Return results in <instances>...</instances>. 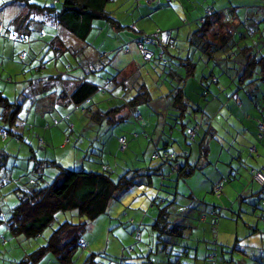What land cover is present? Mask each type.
Wrapping results in <instances>:
<instances>
[{
  "label": "rangeland",
  "instance_id": "rangeland-1",
  "mask_svg": "<svg viewBox=\"0 0 264 264\" xmlns=\"http://www.w3.org/2000/svg\"><path fill=\"white\" fill-rule=\"evenodd\" d=\"M11 1L12 3H4L2 8H0V13L4 12L7 17L14 13L21 15L25 12H30L29 16L32 17L40 15V12L36 8L32 9V6L27 5L25 0ZM181 1L183 5L180 4ZM1 2L2 0H0ZM60 5L61 1H58L56 7H60ZM208 6H213L218 12H221L219 13L222 15L220 21L216 23V31L220 35H224L227 29L232 32L239 43L242 44L243 42L244 45L251 46L250 49L255 50L257 54H264V0H173L170 4L166 0H113L107 3L106 8L124 27H112L103 20L95 21L94 25L96 28L86 38V42L91 47L89 53L102 51L101 53L104 54L107 51H116L120 44L133 41L141 33H152L156 29L161 31H164L163 29H172L175 31L177 28L179 32L176 36V43L170 51L176 57L175 60H178L179 54L184 58L189 48L186 38L190 31L203 25L206 17L212 13L211 9L206 12ZM6 10L8 12L5 13ZM201 16H205L204 19H200ZM1 24L5 26L4 23L1 22ZM250 28H253V30ZM46 29L48 32L49 29ZM250 30L252 31L250 32ZM243 32H246V37L239 39V35ZM1 38L5 39V37ZM65 39L66 46L73 48V39L70 37ZM14 43L20 45V43ZM152 48L158 51L155 46H152ZM133 51L139 56L137 60H134L138 64L137 66L130 64L128 68L122 69L125 61L123 64L117 61L118 63L105 66L102 70L95 73L94 78L96 81L94 82L96 85L101 86L99 87L101 90H98V95L92 100V111L98 108V110L106 112V109L112 106L113 108H115L114 106H120L124 103V100L120 98L122 93L125 96L130 95L133 97L134 94L143 92L142 89L145 87L153 97H156L158 94L161 95L163 93L164 86L166 88L164 93H168L173 86L179 85L176 79L166 73L170 68L161 67L163 66L160 63L162 59L158 53L150 60L151 63L142 64L143 61L139 52L134 47L130 52L132 53ZM166 51L167 47H164V53ZM197 55L198 53L194 56L198 57L199 55ZM76 56L68 52L62 54L57 67L59 69L62 68L63 71L66 66L69 67L70 65L71 70L69 72L76 74L77 65L80 62L79 59H76ZM172 58L174 57L172 56ZM130 59L132 58L130 57ZM168 59L170 60V58ZM169 60L162 62L168 63ZM180 61L179 63H181ZM198 61L194 75L191 76L192 78L188 77L186 79H192L200 86L197 92L205 91L208 88L209 90L217 88V94L224 97L227 92L224 86H230L232 90H236V85L239 83L238 79H235V77L231 79L227 75L221 74V69L218 65L212 63V59L208 60L206 64L205 60L203 62L202 57ZM53 64L54 61H49L46 68H43L44 72L48 74L58 73L55 71ZM117 64L120 65L118 68L121 70L115 80L110 83L109 80H106V77L109 78L115 74L113 68ZM153 66L156 67V73L146 74V71H151ZM1 70L3 71L2 68ZM66 70L68 71V69ZM211 71L218 77V83H210L208 86L201 84L200 80L204 81L200 78L201 75H207ZM137 72L138 75L135 77ZM178 72L181 75H185L188 72V68L180 65ZM116 81L120 84L118 85ZM129 81L133 82L130 83ZM258 82L257 85L239 84L241 87L239 93L246 95L242 88L253 89L258 86L263 91L264 82ZM47 86L45 82L40 84V89L45 91L42 95H47L44 99H42L43 96L37 100L36 106L29 110L24 107L20 111V117L23 122L25 121L23 125L26 130L25 138L21 140L8 137V135V138L4 140L3 137H0V149H4L10 155L26 157L32 147L33 150H36L38 158L45 156L47 159L61 162L65 167L74 170L81 168L88 170L90 165H95L91 161L82 160L84 157L81 156L84 150H87V153L88 151L92 152L94 157L97 156L96 158L100 161L107 163L113 178L127 170L154 167L159 164L163 166L158 174L154 173L150 179L147 178L145 183L134 186V188L123 193L117 200L110 202L107 212L98 217L87 228L83 235L87 245L78 247L72 264H81L90 253H100V256L96 258L97 264H119L122 256L125 257L124 262L129 263L131 262L129 255L132 258L146 253L151 240L154 239L153 241H155L157 239L156 233L150 228L151 222H153L157 214L158 206L165 204L168 205L170 220L181 224L184 223L187 226L184 231V237L176 238L177 244L181 242L188 246V257H181L182 263L200 264L207 258L211 259V261L208 260L210 264H264L261 263V252L264 254V221L258 220L261 208L264 207V190L258 197H254L256 196L255 194L252 195V193L260 190L261 187L259 185V187L257 185L253 186L250 183L249 170L246 169L247 167L242 162L238 171L235 169L230 170L232 172L231 174L230 172L228 173L230 178H222L218 181L221 190L219 196H217V192L211 190L213 185L218 184L216 181L211 182L209 180L214 175V172L211 171V166L204 165L206 167L205 171L197 169L192 175L183 179L178 178V164L174 163L173 167L168 165L173 162V158H168L167 161H164L162 156L159 158L151 156L157 152L162 155L165 152L164 150H167L182 160V143L187 144L186 141L188 143L189 141L191 142L190 148H187L192 150V154L197 152L196 144L198 147V141L204 133V128L197 129L194 134L196 141L192 142L193 139L189 136V129L194 128V123L189 124V122H193L195 117L201 120L202 116L200 113L194 110L193 114L195 117L190 112H187L185 118H180L177 116L176 111H172V108L168 110L166 116H162L161 108L153 104L150 106L140 104L136 106L137 111L135 109L130 110L127 107L128 113L123 118L118 117L121 111L114 117L115 123L113 126L108 127L105 134L102 135L100 146L97 141L91 140V137L96 134V131L92 129L94 121L91 117L94 111L90 110L91 106L88 109L86 108L85 112L72 104L70 107L63 105L55 107L53 110L54 104L48 103V99L55 100V96L47 94ZM59 86L60 84L58 86L54 85L53 89ZM65 86L67 91L71 92L73 85L65 82L63 87ZM102 88L105 90L104 94L101 92L103 91ZM214 95L215 93L211 94L209 101H205L207 94L205 96L200 95L199 100H201V104L211 103L216 98L213 97ZM49 108L51 113L53 111L52 114L48 113ZM140 114L143 118H140L139 122L135 121L138 120ZM54 119L58 121L60 128H65L64 134L57 125H52L44 130L43 126L50 124L49 122H53ZM186 120H188V128H186L185 132L188 136L185 135L186 141L183 142L181 124ZM43 121L46 124H43ZM2 130L0 129V132ZM233 130L236 131V129ZM49 133L55 136L49 137ZM225 133L227 134V131ZM248 134L251 133L248 132ZM251 135L253 136V134ZM38 136H42L45 139V146L42 148L38 147ZM120 136L124 137L126 141L123 148L118 141ZM253 138L255 140V136ZM255 142H258V145L260 143L258 140H255ZM88 144L91 145L88 146ZM79 149L81 151L76 155L75 151L79 152ZM239 150L245 151L249 160H254V156L248 151V148L238 147L237 151ZM253 154L256 155L255 153ZM246 164L249 165L248 162ZM50 171L56 174L54 168ZM251 178L253 179V172H251ZM250 186L256 191L245 193V188ZM5 188L6 186L2 190H5ZM201 202L204 204H200ZM254 203L257 206L255 209L256 215L252 214L251 204ZM212 206L216 207V213L211 215L217 218L215 222L208 216L209 214H205L206 212L203 209V207L210 208ZM192 213H195V215L192 216ZM202 214L208 216V219L201 221ZM56 219L60 222L67 219L74 223L83 220L75 212L58 213ZM137 227L141 228L143 234L141 239L136 234ZM49 233L50 230L48 229L42 235L23 242V248L29 251L34 249L35 246L43 244ZM2 234L4 235L5 232L0 231V235ZM9 242L8 238L4 247L7 250L8 247L12 246ZM233 245H235V253L229 254ZM195 246L196 248L193 249ZM2 247L0 244V264L3 263L1 258L4 254ZM15 252L16 249L10 251V253L8 252V254L13 256ZM170 257L171 259L174 258ZM151 258L154 259L153 257ZM4 262H6V259ZM7 263L9 262L7 261L5 264ZM37 264L59 263L56 262L51 254H47Z\"/></svg>",
  "mask_w": 264,
  "mask_h": 264
},
{
  "label": "trees",
  "instance_id": "trees-1",
  "mask_svg": "<svg viewBox=\"0 0 264 264\" xmlns=\"http://www.w3.org/2000/svg\"><path fill=\"white\" fill-rule=\"evenodd\" d=\"M58 1H61L60 7H56ZM111 1L113 0H50L48 5H40L27 0V4L32 6V9L36 8L40 15L32 17L29 16L30 12H27L24 17L19 15L17 17L18 23L14 24V30H5L6 26H2L1 40L5 41L6 39V42L10 44L14 42L27 44L26 47L24 46L26 51H21L20 53L17 51L12 61L23 70L19 74L21 77L13 78L9 74L5 77V75L0 74V129H3L1 132L5 133L4 140L8 137L21 140L25 138L26 130L23 128L25 121L23 122L21 119L20 111L24 107L29 110L36 105L39 98L46 95H42L45 91L40 89L42 82L56 86L60 84L58 88L46 91L50 95L55 96V100L48 99V103L54 104L53 110L55 107L63 105L70 107L72 104L85 112V109L91 106H89L90 100L98 90H101L99 88L101 86L96 85L94 82L96 81L94 78L95 73L102 70L105 66H110L114 55L108 57L109 54L107 52L102 54L96 51L89 53L91 47L86 42V38L96 28L94 22L98 20L106 21L112 27H124L106 8L107 3ZM166 1L170 4L173 0ZM3 5L4 2H1L0 8ZM210 9L212 13L207 16L208 18L206 17L203 25H198L199 27L190 31L186 39L189 45L188 52H186L187 54H185L184 58H180L181 61L178 59L181 62L179 63L180 65L188 68V72L185 75H181V73L177 72L178 70L175 71L169 67V62H162L168 60V53H170V49H173L176 43L172 29L170 31L172 32L173 43L165 44L161 39H156L155 47L158 51L152 48V55L149 59L142 56L136 44L132 41L124 42L119 48L120 51L129 53L134 47L144 62L152 60L157 53L161 56L162 61L160 63L163 65L161 67H169V75L179 83V85L175 84L176 86H173L166 93V97L171 100L168 110L172 108V111H176L177 116L180 118H185L188 110L183 93L186 79L188 77L192 78L191 76L194 75L200 57L203 58V62L205 60V64L212 59V63L218 65L221 69V74H225L231 79L232 77L238 79L239 83L236 85L235 91L241 88L239 84L257 85L258 81L264 82V54H257L255 50L250 49L251 46L244 45L243 42L242 44L239 43L232 32L228 31L224 25L222 27L226 29L225 33L220 35L216 31V23L220 21L222 15L219 13L221 12H218L213 6H208L206 12ZM0 16H3V12L0 13ZM204 17L201 16L200 19H204ZM0 21L3 23L1 19ZM248 26L252 27L251 25ZM46 28L49 29L48 32ZM250 29L253 30V28ZM62 31L69 34L70 38L73 39V48L66 46L65 41L58 35ZM11 32L15 33L14 38L10 37L9 33ZM142 34L146 33H141L140 35ZM1 37H5V39ZM245 37L246 32L239 35V39H244ZM164 47H167L165 53ZM66 52L77 55L76 59L80 61L77 65L76 74L69 72L71 70L70 65L69 67L66 66L63 71L62 68L56 67V65L59 66V58ZM196 53H198V57L194 56ZM49 61H54L53 66L58 73L48 74L47 76L40 75L42 71L44 72L42 69L46 68ZM1 68L5 69V67L0 66V72L2 71ZM113 69L115 70L113 77H106V80H109L110 83L115 80L121 70L116 67ZM66 76H80V80L78 79V83L71 92H67L66 88L63 87ZM200 78L205 81L200 80L201 84L205 86L218 81V77L212 71L207 75L202 74ZM142 90L143 92L136 93L133 97L130 95L125 96L122 93L120 98L124 100V103L120 106H114L115 108L112 106L106 109V112L101 110L94 111L91 118L94 121L92 129L96 131V134L91 137V140L97 141L98 145L101 146L100 139L102 135L105 134L108 127L114 125V117L124 108L128 107L130 110H137L136 106L140 104L149 105L152 102L150 92L145 87ZM206 91L207 89L204 91L207 94ZM48 113L52 114L53 111L51 113L49 108ZM140 118H143L141 114L138 116V120L135 121L139 122ZM187 122L188 120L181 124L183 142L186 141V136H188L185 132L186 128H188ZM260 122H264V120L257 121L256 125ZM49 123H43L46 124L43 126L44 130L52 125H57L58 121L54 119L53 122ZM58 128L60 127L58 126ZM197 129H199L197 124H194L193 129H189V136L193 139L192 141H195L194 134ZM64 130L65 128H60L62 133ZM208 132L209 130H204L198 141L199 156L196 162H192L184 154H182L183 159L181 160L174 153L167 150H164L165 152L162 155L157 152L151 156L154 158L162 156L164 161H167L168 158H173V162L168 165L173 167L174 163L178 164V178L184 179V177L192 175L195 170L201 168L203 164L201 160L206 158V155H203V150H207V146L202 143L206 142ZM258 134L259 129L257 136ZM37 142L39 148L45 146V139L42 136H38ZM186 143H184L185 147L190 148L191 142L189 141L188 143L186 141ZM252 147L255 148V146ZM188 148L187 152L189 151ZM80 151V149L79 152L75 151V154L78 155ZM93 155L92 152L88 151L87 153V150H84L81 156L84 157L82 160L91 161L95 165H90L88 170L84 168L74 170L65 167L61 162L47 159L45 156L38 158L36 150H33L32 147L26 157L10 155L4 149H0L1 165L6 164L8 159L13 160V168L20 170L19 177L0 179V231L5 232L4 235H0V244L3 246L4 253L1 256L2 264L7 261L9 262L7 264H37L47 254H51L59 264H72L78 247L87 245L83 238L87 228L98 217L107 212L110 202L117 200L123 193L134 188V186L142 185L147 178L150 179L154 173L158 174L163 167L159 164L154 167L127 170L113 178L107 163L100 161L96 158L97 156L94 157ZM52 168L55 169L56 174L50 171ZM5 186V190H2ZM259 186L261 189L252 193V195H256L254 197H258L264 190V186ZM211 190L217 192V196H219L221 187L219 184H215ZM167 206V204L158 206L157 214L150 227L156 233L157 239L155 241H153L154 239L151 240L146 253L132 258L129 255L131 260L129 263L124 262L125 257L122 256L119 264H196L181 262V257H188V246L181 242L177 244L176 238L184 237V231L187 226L184 223L171 221ZM251 208L252 214L256 215V204H251ZM203 209L205 212L207 211L205 214L210 216L216 213L215 206L210 208L203 207ZM67 212H75L83 220L74 223L67 219L61 222L56 219L58 213ZM206 217V215H201L202 220H206ZM211 219L214 222L217 221V218L213 216H211ZM258 220L264 221V207L261 208ZM48 229L50 233L43 244H39L29 251L23 248V242L42 235ZM136 234L139 239L142 238L141 228L137 227ZM8 238L12 246L8 247L7 250L4 247ZM234 247L235 245L231 247L229 254L235 253ZM195 248L196 246L193 249ZM14 249H16L15 254L10 256L8 252L10 253ZM97 256H100V253H90L81 264H97ZM170 256L174 258L171 259ZM194 257L196 256L194 255ZM5 259L6 262H4ZM208 260L211 261V259L206 258L200 264H210Z\"/></svg>",
  "mask_w": 264,
  "mask_h": 264
},
{
  "label": "crops",
  "instance_id": "crops-1",
  "mask_svg": "<svg viewBox=\"0 0 264 264\" xmlns=\"http://www.w3.org/2000/svg\"><path fill=\"white\" fill-rule=\"evenodd\" d=\"M28 1L31 3H38L40 5L42 4L48 5L49 0H37V1L28 0ZM2 2H4L5 4L12 3L11 0H2ZM25 3L27 4V0L25 1ZM180 4L183 5L182 1ZM6 12H8V10H6L5 13ZM26 14L27 12L21 15L24 17ZM18 16L19 14L17 15V13H14V14H11L9 18L3 12V16H0V19L3 21L4 25L7 27L8 30L9 29L14 30L15 28L14 24L16 22L18 23V20H17ZM173 32H174V36L176 39V36L178 35L179 30L176 28L175 31ZM58 35L61 36V38L65 42H66L65 38L70 37L69 34H67L64 31H62ZM26 45L27 44L25 45L24 44L16 45L14 43L10 44L9 42H6L0 39V53H1L0 54V66L5 67V69H3L4 72L3 71L0 72L1 75H5L6 77L7 74H9V75H12L13 78L21 77L19 74L23 70L19 68L18 64L12 61L17 51L18 53H20L21 51H26V49L24 48V46L26 47ZM121 45L122 44H120V46L116 50V52L118 51L117 54L115 51H109V52L107 51V53L109 54L108 57L114 55V59L112 60L113 61L112 63L116 64L120 62L123 64V62L125 61V64L122 66V69L126 67L128 68L130 64H134L137 66L138 64H136L134 60H137L139 56L136 55L134 51L128 54L122 53L119 50ZM172 53L173 52L171 51L170 53H168V58H170V60L168 59L169 64H170L169 67L177 71L180 67V64L178 60H175L176 57ZM172 56L174 58H172ZM130 57L132 59H130ZM180 58H181V55L179 54L178 59L180 60ZM147 63H151V61L142 62V64H147ZM119 66L120 65L117 64L115 67L118 68ZM150 72L156 73V67L153 66L151 71L147 70L146 74L151 75ZM169 72H170V69L166 73L169 74ZM40 75L47 76L48 73H45L42 71ZM137 75H138V72L136 73L135 77ZM66 77H67L66 79L68 80L65 79L64 83L67 82V83L72 84L73 85L72 89L75 87V85L80 80V76L78 77L66 76ZM129 82L131 83L133 81H129ZM116 83L118 85L120 84L117 81ZM216 83H218V81ZM47 85L48 86L46 88V91L47 90L51 91L54 87V85H50V84H47ZM258 87L253 88V89L252 88L250 89L242 88L246 93V95L245 94L242 95L239 93L240 92L239 90L235 91V89L232 90L230 86H224L225 90L227 91L224 97L222 95L217 94V91H218L217 88H213L212 90L211 89L209 90L208 88L206 91L207 97L205 101H209L210 96L213 93H215L213 97H216V98L211 103L209 102L206 104H201V100H199V96L200 95L205 96L206 93L202 90L197 92V89H199L200 86L194 80L192 79L186 80L183 93H184V99L186 101V107L188 109L187 112H190L192 116H194L193 111L196 110L202 116L201 120L196 119V117L194 116L195 120L193 122H189V124L194 123V124H197L199 128H204V130H209L207 134L208 138L206 139V142L202 143L203 145L207 146V150L206 151L203 150V155L204 156L206 155V158L204 160H201L203 164L201 168H199L198 170L205 171L206 167H204V165L211 166V171L214 172V175L211 178H209L211 182L216 181V183L219 184L218 181L220 179L230 178V175L228 174L229 172L230 174L232 173L230 170L235 169L236 171H238L239 165L241 166V162H242V164L245 167H247L246 169L249 170L250 183L253 186L254 185L258 186L259 184V183L256 184V182L252 180L251 178L252 170H259V171L264 172V149H263L264 136L262 138H258L257 136L258 128L256 125L257 121L264 120V90L261 91L260 88ZM165 89L166 88L164 86L163 93L161 95L158 94L156 97H153L150 93L152 102L149 105L153 104L154 106H159L161 108L162 116L164 115L166 116L168 114V107L169 105H171L170 104L171 100L168 99L166 97V93H164ZM47 94H49V92ZM96 95H98V93H96L92 97L89 103V106L91 105V108H90L91 111L93 109L92 100L95 99ZM45 97L46 95L42 99H44ZM96 110H98V108L93 111H96ZM127 113H128L127 108H124V110H122L119 114L121 116L118 115V117L123 118ZM43 122L45 123V121ZM233 129H236V131ZM226 131H227V134L225 133ZM248 132H250L251 134H253V136H255V140H258L260 142L259 145H258V142H255L253 136L251 134H248ZM54 136H55L54 134L52 135L51 133H49V137H54ZM195 141H192V142H195ZM252 146H255L256 148L255 152H252L249 150V147H252ZM238 147L248 148V151L252 154V156H254V160H249V157L246 155L245 151L243 150L241 151L239 150L240 152L237 151ZM182 148H183L182 154H184V156H188L192 162L197 161L198 156H199V152H198L199 146L197 147V144H196L197 152H195L194 154H192V150H189L187 152V148L185 147L183 143H182ZM238 152L239 154L237 155ZM253 153H255L256 155H254ZM247 162L249 163V165L246 164ZM1 164L2 162L0 161V179L19 177L18 174L20 173V170L13 168V164H14L13 160L8 159L6 164L4 165H1ZM245 189H246L245 193L256 191L252 186L246 187ZM200 204H202V202ZM191 215L193 216L195 215V213H192ZM208 216L206 217L207 219H208ZM261 263H264V254L262 252H261Z\"/></svg>",
  "mask_w": 264,
  "mask_h": 264
},
{
  "label": "built area",
  "instance_id": "built-area-1",
  "mask_svg": "<svg viewBox=\"0 0 264 264\" xmlns=\"http://www.w3.org/2000/svg\"><path fill=\"white\" fill-rule=\"evenodd\" d=\"M1 27H2V24L0 21V28ZM133 28H135V27H133ZM163 30L164 31L156 29L152 33H146V34L138 35L134 38V40L132 42L136 44L139 52L142 54V56L144 58H146V59L150 58L152 46H155L157 43L156 39H161L162 41L167 43L168 39L170 38V29H163ZM9 34H10L11 38H14L13 34H11V33H9ZM171 42L172 41L170 39V41L168 43H171ZM257 128L259 129L258 138H262V136L264 134V122H260L257 125ZM0 135L3 138L5 137L4 132H0ZM118 141L123 148L125 145V139L123 137H120V138H118ZM250 151H252V152L255 151V148L251 147ZM253 180L256 181L257 183H259L260 185L264 186V173L259 171V170L253 171Z\"/></svg>",
  "mask_w": 264,
  "mask_h": 264
},
{
  "label": "bare ground",
  "instance_id": "bare-ground-1",
  "mask_svg": "<svg viewBox=\"0 0 264 264\" xmlns=\"http://www.w3.org/2000/svg\"><path fill=\"white\" fill-rule=\"evenodd\" d=\"M3 32V27H1L0 28V34ZM11 34H13V35H15V33H12L11 32ZM170 39H171V43H168L169 41H170ZM162 41V40H161ZM162 42H164V41H162ZM165 43V42H164ZM173 43V37H172V32L170 31V38L168 39V41H167V43H165V44H172ZM151 55H152V53H151ZM151 57V56H150Z\"/></svg>",
  "mask_w": 264,
  "mask_h": 264
},
{
  "label": "clouds",
  "instance_id": "clouds-1",
  "mask_svg": "<svg viewBox=\"0 0 264 264\" xmlns=\"http://www.w3.org/2000/svg\"><path fill=\"white\" fill-rule=\"evenodd\" d=\"M132 29H133V28H132ZM103 91H105V90H103ZM103 91H102V92H103Z\"/></svg>",
  "mask_w": 264,
  "mask_h": 264
}]
</instances>
